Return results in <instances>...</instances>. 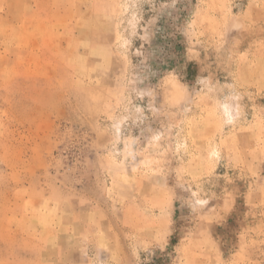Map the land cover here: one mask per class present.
<instances>
[{
	"label": "rangeland",
	"instance_id": "rangeland-1",
	"mask_svg": "<svg viewBox=\"0 0 264 264\" xmlns=\"http://www.w3.org/2000/svg\"><path fill=\"white\" fill-rule=\"evenodd\" d=\"M0 264H264V0H0Z\"/></svg>",
	"mask_w": 264,
	"mask_h": 264
}]
</instances>
